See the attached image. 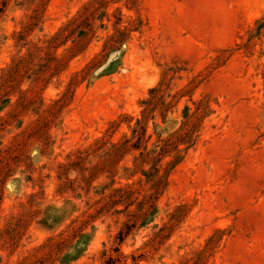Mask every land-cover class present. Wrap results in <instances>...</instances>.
Listing matches in <instances>:
<instances>
[{"label":"rangeland","instance_id":"374dc122","mask_svg":"<svg viewBox=\"0 0 264 264\" xmlns=\"http://www.w3.org/2000/svg\"><path fill=\"white\" fill-rule=\"evenodd\" d=\"M0 264H264V0H0Z\"/></svg>","mask_w":264,"mask_h":264}]
</instances>
